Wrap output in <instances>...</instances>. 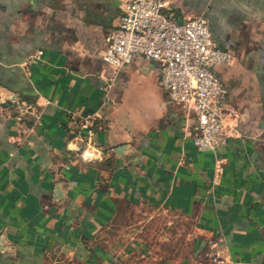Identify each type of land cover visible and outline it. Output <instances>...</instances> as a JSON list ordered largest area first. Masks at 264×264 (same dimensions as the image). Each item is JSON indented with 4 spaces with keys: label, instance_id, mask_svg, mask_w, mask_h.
<instances>
[{
    "label": "crops",
    "instance_id": "crops-1",
    "mask_svg": "<svg viewBox=\"0 0 264 264\" xmlns=\"http://www.w3.org/2000/svg\"><path fill=\"white\" fill-rule=\"evenodd\" d=\"M122 8L123 0H0V264H128L136 246L110 231L137 206L189 219L195 264H262L264 0H170L176 20L204 13L231 53L212 71L241 136L214 151L194 148L158 63L105 59ZM92 112L105 151L85 162L66 142L72 115Z\"/></svg>",
    "mask_w": 264,
    "mask_h": 264
},
{
    "label": "built area",
    "instance_id": "built-area-1",
    "mask_svg": "<svg viewBox=\"0 0 264 264\" xmlns=\"http://www.w3.org/2000/svg\"><path fill=\"white\" fill-rule=\"evenodd\" d=\"M104 41L105 59L115 67L129 63L134 55L158 63L159 85L168 102L187 119L188 135L197 151H214L241 136L236 109L224 105L227 88L212 71L228 63L231 53L218 46L204 13L179 21L170 0H123L118 23ZM72 119L66 142L69 151L85 162L102 157L105 150L93 139L100 114H73Z\"/></svg>",
    "mask_w": 264,
    "mask_h": 264
},
{
    "label": "rangeland",
    "instance_id": "rangeland-1",
    "mask_svg": "<svg viewBox=\"0 0 264 264\" xmlns=\"http://www.w3.org/2000/svg\"><path fill=\"white\" fill-rule=\"evenodd\" d=\"M111 229L110 232L119 235L111 237L113 242L122 241L124 247L132 243L136 246L128 264H160L168 260L173 264H195L199 257L196 254L198 236L192 222L175 212L157 207H127L114 220ZM114 229H124V232ZM203 251L206 253L207 247L202 249V254Z\"/></svg>",
    "mask_w": 264,
    "mask_h": 264
},
{
    "label": "water",
    "instance_id": "water-1",
    "mask_svg": "<svg viewBox=\"0 0 264 264\" xmlns=\"http://www.w3.org/2000/svg\"><path fill=\"white\" fill-rule=\"evenodd\" d=\"M13 98H14V97H13ZM3 104H4V106L6 105V103H3ZM262 264H264V260H263Z\"/></svg>",
    "mask_w": 264,
    "mask_h": 264
}]
</instances>
